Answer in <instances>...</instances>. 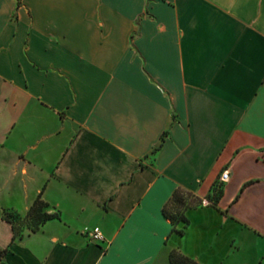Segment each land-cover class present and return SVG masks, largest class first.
<instances>
[{
	"label": "crops",
	"instance_id": "crops-1",
	"mask_svg": "<svg viewBox=\"0 0 264 264\" xmlns=\"http://www.w3.org/2000/svg\"><path fill=\"white\" fill-rule=\"evenodd\" d=\"M0 84V264H264V0H0Z\"/></svg>",
	"mask_w": 264,
	"mask_h": 264
},
{
	"label": "trees",
	"instance_id": "trees-1",
	"mask_svg": "<svg viewBox=\"0 0 264 264\" xmlns=\"http://www.w3.org/2000/svg\"><path fill=\"white\" fill-rule=\"evenodd\" d=\"M182 194H185L187 196H191L194 198L195 203L191 204V205H186L185 207H183L181 209L180 214H178V216L175 218L172 214L168 213L167 211V205L169 203H174V206H180L183 203V199H182ZM200 202V199L193 196L190 192L185 191L181 188H176L173 190L171 196L168 198V200L164 203V205L162 206V214L168 218L172 224V229L174 228L176 222H178L179 220H182L184 223H187V220L184 218L183 216V211L185 208L187 207H191L194 205H197ZM46 202H44L39 194L35 197V199L32 201L31 205L29 206V208L27 209L25 216H34V219L32 221V226L30 227L29 231H35L36 229H38V226L43 223L44 221H46L47 219H51V218H58V212L54 211L51 213H47L45 211H43V207L46 206ZM16 214V213H14ZM17 215V214H16ZM0 219H4L6 221H8L11 224V221L9 218L7 217H0ZM12 226V224H11ZM13 235L15 236V233L13 232ZM19 235V234H18ZM17 236V235H16ZM5 249H0V258L3 255ZM168 260L170 262V264H182V263H186V264H198L195 261H193L192 259L180 254L178 251L172 249L171 251H169L168 253Z\"/></svg>",
	"mask_w": 264,
	"mask_h": 264
},
{
	"label": "rangeland",
	"instance_id": "rangeland-1",
	"mask_svg": "<svg viewBox=\"0 0 264 264\" xmlns=\"http://www.w3.org/2000/svg\"><path fill=\"white\" fill-rule=\"evenodd\" d=\"M0 88H4V87L0 84ZM220 191H221L220 183L219 184L214 183V185L210 188V192L206 196V200H207L206 203L213 204L214 199L216 198V196L219 195ZM182 199H183V203L180 206H174V203H169L167 205L166 209H167L168 213L172 214L175 218L178 216V214H180L181 209L183 207H185L186 205H191V204L195 203V200L193 197L187 196L185 194H182ZM199 203H202V200ZM203 203H204V201H203ZM0 217H7L10 219L11 224H12V229H13V232L15 233V235H18L22 232L28 231L30 229V227L32 226V221L34 219V216H32V215H30V216H25V214H23V215L17 214L16 215V214H14V212L7 210V209L0 210ZM91 242H93V241H91ZM182 264H186V263H182Z\"/></svg>",
	"mask_w": 264,
	"mask_h": 264
},
{
	"label": "built area",
	"instance_id": "built-area-1",
	"mask_svg": "<svg viewBox=\"0 0 264 264\" xmlns=\"http://www.w3.org/2000/svg\"><path fill=\"white\" fill-rule=\"evenodd\" d=\"M227 178V170H222L219 174V180L225 181ZM84 235L93 242H100L103 240V236L100 233L99 229L97 227H92L90 229H85L83 231Z\"/></svg>",
	"mask_w": 264,
	"mask_h": 264
}]
</instances>
